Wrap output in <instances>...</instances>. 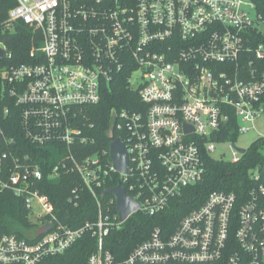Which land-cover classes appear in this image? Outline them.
<instances>
[{
    "label": "built area",
    "instance_id": "2783aa9c",
    "mask_svg": "<svg viewBox=\"0 0 264 264\" xmlns=\"http://www.w3.org/2000/svg\"><path fill=\"white\" fill-rule=\"evenodd\" d=\"M15 2L0 36L21 23L37 43L27 63L13 64L0 39L2 116L12 104L27 143L61 155L45 175L9 134L15 125L0 122V194L21 201L27 214L23 236L0 232V264H39L86 236L93 244L87 264H264L258 168L248 173L251 188L209 193L173 230L154 227L121 261L113 240L133 215L159 217L195 195L204 158L217 146L232 152L218 159L230 164L246 153L238 150L240 137L257 133L264 119V0ZM122 81L138 99L109 112L110 131L122 133L127 152L126 173L118 174L109 148H94L91 118L105 89ZM234 119L238 140L223 141ZM115 175L118 184L105 188ZM62 177L69 178L68 198L55 202L44 189ZM118 185L140 207L124 220L115 196H102ZM85 195L96 218L74 226L79 218L68 207L79 210Z\"/></svg>",
    "mask_w": 264,
    "mask_h": 264
},
{
    "label": "trees",
    "instance_id": "16d2710c",
    "mask_svg": "<svg viewBox=\"0 0 264 264\" xmlns=\"http://www.w3.org/2000/svg\"><path fill=\"white\" fill-rule=\"evenodd\" d=\"M16 5L15 0H0V24L7 19L8 12ZM0 39L6 45L12 57L10 63L20 64L28 62V53L33 44L37 43V38L32 34L24 24H18L15 31L6 33ZM137 92L130 90L122 81L111 87L110 90L105 89L102 101L93 107V117L91 121L94 123V136L97 140L95 149L108 150L110 139L108 132L112 128L111 117L109 112L111 109L128 108V102L135 104L137 101ZM261 104L264 105V94L261 98ZM3 106V105H2ZM0 106V122H4V126L15 125L14 132L9 134L17 140V145L22 147V154L32 153V156L37 159L40 164H43V173L47 175L52 165L56 164L60 159V155L53 154L52 148L46 146L37 148L27 143L19 125L15 123L14 107L8 104L10 108L9 116H2L3 107ZM18 127V129H16ZM16 129V130H15ZM114 137L123 135L120 131L113 130ZM239 134L237 132V122L230 123V129L224 131L222 140L237 142ZM93 148V147H92ZM93 148V149H94ZM264 138L256 139L242 156L241 160L236 164H230L222 160H215L205 156L206 173L203 181L197 186V192L193 196L183 197L171 204V208L163 212L159 217H147L142 214H136L131 217L118 232L113 236L115 248L120 249L121 253L117 257L118 260H123L129 251H131L139 242L146 239L149 232L156 226L163 227L169 231L173 230L179 220L191 209L199 206L205 200L207 195L213 191L226 190L239 193L241 189H249L254 182L249 178V171L258 168L261 174L260 182L264 184ZM89 149V148H88ZM91 149V147H90ZM119 176L115 175L114 182L111 185H105V188H112L118 184ZM48 186L44 189V193L49 194L56 202L66 200L68 197L67 183L69 178H60L55 181H47ZM64 184V185H63ZM67 206V205H66ZM68 207V206H67ZM70 209V210H69ZM69 214L72 217H78L79 220L74 226L88 220L96 218V206L91 197L85 195L79 210L68 207ZM26 211L23 209L21 201L12 197L10 194H0V232L22 235L20 227H26ZM23 236V235H22ZM93 244L89 236L77 241L64 254L49 257L42 260L39 264H87V259L90 254ZM114 251V250H113ZM115 253V251H114Z\"/></svg>",
    "mask_w": 264,
    "mask_h": 264
},
{
    "label": "water",
    "instance_id": "95a60500",
    "mask_svg": "<svg viewBox=\"0 0 264 264\" xmlns=\"http://www.w3.org/2000/svg\"><path fill=\"white\" fill-rule=\"evenodd\" d=\"M1 57L4 53L0 51ZM187 132L188 129H186ZM108 138L111 141L109 147V154L113 161L114 168L118 174H125L127 168V152L125 146L122 144L120 138H114L113 131H109ZM241 154L245 153L244 149H238ZM114 195L117 201V210L119 212L120 220H124L131 212L139 210V204L135 202L130 196L126 194L121 185L109 190H105L102 194Z\"/></svg>",
    "mask_w": 264,
    "mask_h": 264
},
{
    "label": "rangeland",
    "instance_id": "374dc122",
    "mask_svg": "<svg viewBox=\"0 0 264 264\" xmlns=\"http://www.w3.org/2000/svg\"><path fill=\"white\" fill-rule=\"evenodd\" d=\"M255 128H256L257 133H253L251 131L250 133L244 134L240 137L237 143L238 147H241L242 149L247 150L249 146L257 139L258 134L264 137V119L257 121L255 123ZM262 152L264 153V148L262 149ZM211 156L215 160H218V159L229 160L232 157V152L228 149L227 146L225 147L217 146L215 151L211 154Z\"/></svg>",
    "mask_w": 264,
    "mask_h": 264
}]
</instances>
